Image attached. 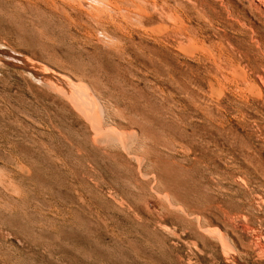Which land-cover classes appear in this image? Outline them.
Segmentation results:
<instances>
[{"label":"rangeland","instance_id":"1","mask_svg":"<svg viewBox=\"0 0 264 264\" xmlns=\"http://www.w3.org/2000/svg\"><path fill=\"white\" fill-rule=\"evenodd\" d=\"M27 1L0 0V264H232L229 253L243 264H264L257 249L260 242L264 245V136L260 137L264 134V20L259 22L255 12L252 17L245 14L238 0H167L169 9L159 6L154 26L140 29L134 19L135 24L127 28L111 26V32L104 34L105 30L74 10L65 8L69 16L64 9L63 15L58 13L60 0ZM169 10L178 11L182 23L174 20L183 30L169 25L168 33L156 35L155 27L167 25L162 19ZM73 16L77 23L72 22ZM211 18L221 25L227 21L225 27H230L225 34L213 32ZM143 29L151 31L143 35ZM107 33L115 43L107 39ZM237 33L243 35L239 40ZM197 43L199 49L210 52L199 50ZM186 48L196 49L189 54ZM230 61V68L226 67ZM236 70L249 76L247 84H255L257 94L249 93L250 86L238 79ZM70 92L79 94L85 110L69 97ZM236 149H244L243 154ZM238 220L248 232L254 230L250 236L234 231L230 223Z\"/></svg>","mask_w":264,"mask_h":264},{"label":"bare ground","instance_id":"2","mask_svg":"<svg viewBox=\"0 0 264 264\" xmlns=\"http://www.w3.org/2000/svg\"><path fill=\"white\" fill-rule=\"evenodd\" d=\"M29 1V0H28ZM27 1V2H28ZM32 1V0H31ZM30 1V2H31ZM37 1H39V0H37ZM167 1V0H166ZM169 2L171 1V0H168ZM168 1H167V4H165L164 2V0H60V1H57V4H58V6H60L59 8H58V10L60 9V8H62L61 10H59L58 11V13L60 12H63V9L66 11V9L67 8H69L70 10H74V12L75 13H77L78 15L77 16H81L82 17V19H83V16L85 17V18H87L89 21H92L91 23H94V24H96V26H99V27H101L103 30H105V33L104 34H106V31L108 30V28L110 27L111 28V26H113V27H115V28H118V29H125V28H127L128 27V25H131V24H135V22L133 21L134 19H136V21H138V22H136V23H139L138 25H137V27L138 28H144L145 29V27H147V26H150V25H152L153 24V26H154V23H155V19H156V17H155V13L157 12V9L159 8V6L162 4L163 6H164V8L167 10V8L169 9V7L167 6L168 5ZM178 1H181V0H178ZM188 1V0H187ZM201 1V0H200ZM216 1H218V0H216ZM225 1V0H224ZM231 1V0H230ZM239 2V4L242 6V8H243V12H247V13H245V14H248L249 16H251L252 15V13L253 12H255L256 14L255 15H257L256 17H258V20L260 19V18H262L263 20H264V0H238ZM33 2V1H32ZM40 2H42V0H40ZM39 2V3H40ZM55 2V1H54ZM172 2V1H171ZM176 2H177V0H176ZM226 2V1H225ZM234 2V1H233ZM233 2H231V3H233ZM34 3H36V2H34ZM49 3H51V2H49ZM53 3V2H52ZM56 3V2H55ZM173 3V2H172ZM189 3H191V2H189ZM204 3V2H203ZM219 3H220V1H219ZM218 3V4H219ZM227 3H229V2H227ZM20 4H22V3H20ZM24 4V3H23ZM175 4V3H174ZM174 4H173V7H174ZM192 4V3H191ZM230 4V3H229ZM33 4H31V6H32ZM46 5V4H45ZM171 5V4H170ZM169 5V6H170ZM176 6H177V4H175ZM179 5L180 4H178V7H179ZM183 5H184V3H183ZM186 5H188V4H186ZM185 5V6H186ZM239 5V6H240ZM31 6H30V8H31ZM48 6H50L49 4H48ZM57 6V5H56ZM167 8H166V7ZM172 6V5H171ZM182 6V5H181ZM196 6V5H195ZM207 6H208V3H207ZM210 6V5H209ZM214 6V5H213ZM213 6H212V8H213ZM229 6V5H228ZM228 6H226V7H228ZM232 5L230 4V6L229 7H231ZM238 6V5H237ZM32 7H35V6H32ZM40 7V6H39ZM42 7V6H41ZM46 7V6H45ZM162 7V6H161ZM161 7H160V11L163 13L164 11H163V9L164 8H162L161 9ZM189 7V6H188ZM187 7V8H188ZM204 7H206V6H204ZM43 8V7H42ZM51 8H53V7H51ZM66 8V9H65ZM171 8V7H170ZM176 7H174V9H175ZM180 8V7H179ZM183 8V7H182ZM186 8V7H185ZM212 8H209V9H211L212 10ZM216 8V7H215ZM221 8V7H220ZM234 8V7H233ZM32 9V8H31ZM68 9V10H69ZM173 9V8H172ZM177 9V8H176ZM175 9V10H176ZM194 9V5H193V8H192V10ZM207 9V8H206ZM224 9V8H223ZM34 10V9H33ZM32 10V11H33ZM36 10V9H35ZM47 10H48V8H47ZM57 10V9H56ZM178 11H180V9H177ZM203 10H205V9H202V11ZM216 10V9H215ZM225 10V9H224ZM228 10V9H227ZM234 10H236L237 11V9H234ZM233 10V11H234ZM240 10V9H239ZM238 10V11H239ZM41 11V10H40ZM45 11V10H44ZM64 11V13H66V15H68L69 16V11H68V13H67V11L65 12ZM177 11V12H178ZM182 11H183V9H182ZM188 11V10H187ZM195 11V10H194ZM231 11V10H230ZM235 11V12H236ZM37 12V11H36ZM48 12V11H47ZM167 12V11H166ZM169 12V13H168ZM167 12V14L166 13H164L165 15H161V18L163 17V24L165 23V24H167V25H163L162 26V24H161V26H157V27H155L154 28V32L156 31V35L158 34V35H160V33H168V31H169V29H171V28H169V25H171L173 28L174 27H176L177 26V21L176 20H178L179 18H180V16H178V14H176L177 12L175 11V12H173V10L171 11V10H169ZM205 12V11H204ZM210 12V11H209ZM209 12H208V14H209ZM225 12V11H224ZM229 12V11H228ZM242 12V13H243ZM49 14H50V12H48ZM47 13V14H48ZM52 13H56V12H52ZM71 13H73V12H71ZM182 13V12H181ZM184 13V12H183ZM195 13H197V11L195 12ZM210 13H212V11L210 12ZM215 13V11L213 10V14ZM237 13V12H236ZM241 13V12H240ZM57 14V13H56ZM62 14V13H61ZM157 14V13H156ZM202 14V13H201ZM201 14H200V16H201ZM208 14H206V15H208ZM224 14V13H223ZM254 14V13H253ZM51 15V14H50ZM55 15V14H54ZM60 15V14H59ZM63 15V14H62ZM73 15H74V13H73ZM181 15V14H180ZM189 15V14H188ZM195 15V14H194ZM204 15V14H203ZM202 15V16H203ZM224 15H227L226 13L224 14ZM231 15H232V12H231ZM53 16V15H52ZM158 16H160V14L158 15ZM184 16V15H183ZM186 14H185V18H186ZM199 16V15H198ZM209 16V15H208ZM214 15H212V17H213ZM215 16H217V14H215ZM219 16V15H218ZM223 15H221V17H222ZM248 16V17H249ZM54 17H56V16H54ZM58 17V16H57ZM61 17V16H60ZM80 17V18H81ZM188 17V16H187ZM203 17H205V16H203ZM207 17V16H206ZM206 17H205V19H206ZM224 17V16H223ZM230 17V16H229ZM244 17V16H243ZM242 17V18H243ZM252 17V16H251ZM69 18V17H68ZM84 18V19H85ZM157 18H159V17H157ZM183 18V17H182ZM185 18H183L182 20L184 21V19ZM189 18V17H188ZM192 18V17H191ZM194 18V17H193ZM193 18H192V20H193ZM210 18V17H209ZM216 18V17H215ZM215 18H211L212 19V21H211V23H210V28L213 30V32H219V31H221V33L223 32L224 34H225V32H226V29L228 28V27H230V25L228 24V27H227V25H226V27H225V22H227V21H225V22H223L222 20H225V19H223V18H220V16H219V19H222V20H220V21H222V23H224L223 25H221L218 21H215L214 19ZM218 18V17H217ZM225 18H227V17H225ZM239 18H240V16H239ZM238 18V19H239ZM241 18V19H242ZM62 19V18H61ZM60 19V20H61ZM64 19V18H63ZM71 19V18H70ZM73 20H72V22L75 20L74 19V16H73V18H72ZM77 19L78 18H76V20H75V23H77L76 21H77ZM174 19H176V20H174ZM181 19V18H180ZM231 19V18H230ZM233 20H234V17L232 18ZM240 19V20H241ZM56 20V19H55ZM66 20V19H65ZM64 20V21H65ZM81 20V19H80ZM157 20V19H156ZM190 20V19H189ZM195 20V19H194ZM199 20V19H198ZM201 20V19H200ZM208 20L209 19H207L206 21L208 22ZM217 20V19H216ZM228 20V19H227ZM250 20V19H249ZM59 21V20H58ZM62 21V20H61ZM60 21V22H61ZM64 21H62L63 23H66V22H64ZM158 21H160V20H158ZM179 21V20H178ZM202 21V20H201ZM200 21V23H204V22H201ZM231 21V20H230ZM239 21V20H238ZM242 21H246L247 22V20L245 19L244 20V18H243V20ZM250 21H252V20H250ZM180 22V21H179ZM184 22H186V21H184ZM183 22V23H184ZM195 22V21H194ZM228 22H229V20H228ZM233 22H235V21H233ZM249 22V21H248ZM259 22H260V20H259ZM75 23H74V26H76L75 25ZM79 23V22H78ZM87 23H89L88 21H87ZM86 23V24H87ZM90 23V25H92ZM160 23H162L161 21H160ZM180 23H182V22H180ZM209 23H207V24H209ZM82 24V23H81ZM80 24V25H81ZM93 24V25H94ZM186 24V23H185ZM189 24V23H188ZM191 24V23H190ZM194 24V23H193ZM230 24H231V22H230ZM241 24V23H240ZM248 24V23H247ZM251 24H252V22H251ZM255 24H257V23H255ZM254 24V25H255ZM68 25V24H67ZM67 25H65V26H67ZM69 25H71L72 26V23L70 22V24ZM79 25V26H80ZM89 25V26H90ZM197 25V26H196ZM195 26H196V28L198 29V23L196 24ZM206 25V24H205ZM242 25V24H241ZM244 25V24H243ZM243 25H242V27H243ZM258 25V24H257ZM78 26V27H79ZM82 26V25H81ZM80 26V27H81ZM186 26V25H185ZM189 27H190V25H188ZM188 26H186V28L188 27ZM194 26V27H195ZM203 26V25H202ZM233 26H234V24H233ZM233 26H231V27H233ZM235 26H237V25H235ZM234 26V29L236 28ZM247 26V25H246ZM248 26H249V24H248ZM261 26L264 28V24H261ZM70 27V26H69ZM77 27V26H76ZM85 27H86V25H85ZM136 26H134V28H135ZM136 27V28H137ZM180 26H178V27H176V29H178ZM193 27V26H192ZM240 27V26H239ZM254 27H257L256 25L254 26ZM65 28V27H64ZM84 28V27H83ZM82 28V29H83ZM92 28V27H91ZM101 28H99V29H101ZM181 28V27H180ZM201 28H203V27H200L199 28V30L201 29ZM207 28V27H206ZM250 28V27H249ZM252 28V27H251ZM259 28V27H258ZM257 28V29H258ZM263 28H261V30H263ZM93 30H94V33H95V29L94 28H92ZM129 30H130V28H128ZM139 29V30H140ZM143 29V35L145 34L144 33V31H146V30H149V31H151V29H146V30H144ZM153 29V28H152ZM188 29V28H187ZM194 29V28H193ZM192 28L190 29V30H193ZM197 29H195V30H197ZM209 29V28H208ZM233 29V28H232ZM233 29V30H234ZM243 29H244V27H243ZM247 29V28H246ZM245 29V30H246ZM254 29H256V28H254ZM257 29H256V31H257ZM260 29V28H259ZM79 30H80V28H79ZM87 31H88V29H86ZM117 30V29H116ZM133 30V29H132ZM138 30V29H137ZM137 30H135L137 33H138V31ZM173 30V29H172ZM172 30H170V31H172ZM181 30H183V27L181 28ZM180 30V31H181ZM184 30H186L185 28H184ZM189 30V31H190ZM203 30V29H202ZM229 31H230V29H228ZM228 30H227V32H228ZM233 30H231L232 32H233ZM239 29H237V31H238ZM261 30H259V31H261ZM76 31V30H75ZM108 31H110L111 32V30H108ZM114 31V30H113ZM120 31V30H119ZM119 31H117V33H119ZM134 31V32H135ZM152 31V33H154ZM179 31V30H178ZM188 31V30H187ZM186 31V32H187ZM205 31V30H204ZM203 31V32H204ZM235 31H236V29H235ZM234 31V32H235ZM240 31V30H239ZM248 31H250L249 29H248ZM251 31H252V29H251ZM264 31V30H263ZM262 31V32H263ZM80 32V31H79ZM89 32V31H88ZM110 32H108V33H110ZM121 32V31H120ZM126 32V31H125ZM128 32V31H127ZM148 32V31H147ZM158 32V33H157ZM177 32V31H176ZM176 32H174V30H173V33H176ZM183 32H185V31H183ZM183 32H180L181 34L183 33ZM185 32V33H186ZM191 32V31H190ZM202 32V31H201ZM206 32H208V30L206 31ZM233 32V33H234ZM81 33H83L82 31H81ZM84 33H85V31H84ZM99 33H101V32H99ZM107 33V36L109 35V37H107V39L109 40V38L110 37H112V35L111 34H108ZM113 33V32H112ZM122 33V32H121ZM124 33V32H123ZM129 33V32H128ZM131 33V32H130ZM132 33H133V31H132ZM179 33V34H180ZM240 33V32H239ZM242 33V32H241ZM89 34H90V32H89ZM96 34V33H95ZM94 34V35H95ZM103 34V35H104ZM127 34V33H126ZM123 35L122 34V36H128V35ZM139 34V33H138ZM141 34H142V32H141ZM180 34V35H181ZM209 34V33H208ZM217 34V33H216ZM238 34V33H237ZM242 34H244V33H242ZM255 34H257V33H255ZM85 35V34H84ZM88 35V34H87ZM92 35V34H91ZM90 35V36H91ZM111 35V36H110ZM120 35V34H119ZM147 35H149V34H147ZM169 35H172V34H169ZM178 35V34H177ZM183 35H185V34H183ZM183 35H181V36H183ZM200 35V34H199ZM215 35V34H214ZM231 35H233L234 36V34H231ZM245 35V34H244ZM248 35V34H247ZM259 35H261V34H259ZM264 35V34H263ZM102 36V35H101ZM114 36H116V34L114 35ZM121 36V37H122ZM137 36V35H136ZM141 35H139V37H140ZM163 37H164V35H162ZM162 36H160V37H162ZM168 36V35H167ZM188 36H189V34H188ZM216 36V35H215ZM215 36H213V38L215 37ZM232 36V37H233ZM236 36V35H235ZM238 36H239V34H238ZM237 36V39L239 40L240 39V37H242V36H239L238 37ZM246 36V35H245ZM251 36V35H250ZM257 36V35H256ZM255 36V37H256ZM96 37H97V35H96ZM117 37V36H116ZM130 37V36H129ZM144 37V36H143ZM156 37V36H155ZM179 37V36H178ZM178 37H177V39H178ZM194 37H195V35H194ZM208 37H210L209 38V40L211 41V36H207V38ZM217 37V36H216ZM247 37V36H246ZM254 37V36H253ZM254 37V38H255ZM258 37V36H257ZM90 38H92V37H90ZM101 38V37H100ZM118 38H120V37H118ZM124 38V37H123ZM127 38V37H126ZM125 38V39H126ZM132 38H136V37H132ZM170 39H171V36L169 37ZM179 38H182V37H179ZM183 38L184 39H186L185 38V36H183ZM182 38V39H183ZM188 38V37H187ZM191 38H193V37H191ZM235 38V37H234ZM111 39V38H110ZM117 39V38H116ZM168 39V38H167ZM175 39H176V36H175ZM174 39V40H175ZM182 39H181V41H182ZM194 39V38H193ZM198 39V38H197ZM219 39V38H218ZM220 39H222V38H220ZM236 39V38H235ZM246 39V38H245ZM248 39V38H247ZM246 39V40H247ZM97 40V39H96ZM99 40V39H98ZM103 40H105V39H103ZM112 40V39H111ZM119 40V39H118ZM117 40V43L119 42ZM122 40V39H121ZM124 40V39H123ZM127 40V39H126ZM126 40H124V41H126ZM132 39H130V42H133V40L131 41ZM156 40H158V39H156ZM179 40V39H178ZM177 40V41H178ZM208 40V41H209ZM230 40V39H229ZM99 41H101V40H99ZM114 40H112V42H113ZM142 41V40H141ZM161 41V40H160ZM159 41V42H160ZM217 41H219V40H217ZM242 41V38H241V40H240V42ZM256 41V40H255ZM92 42V41H91ZM103 42H106V40L105 41H103ZM102 42V44H104ZM111 42V43H112ZM116 41H114V43H115ZM129 42V41H128ZM142 42H144V41H142ZM148 42V41H147ZM157 42V41H156ZM163 42V41H162ZM162 42H161V44H162ZM175 42V41H174ZM183 42V41H182ZM200 42H202V40L200 41ZM213 42V41H212ZM211 42V43H212ZM222 43L223 42H225V41H223V39H222V41H221ZM262 42H263V40H262ZM107 43H109V41L107 42ZM111 43H109V45H111ZM121 43V41L119 42V44ZM134 43H136V42H134ZM141 43V42H140ZM186 43V42H185ZM216 43H218V42H216ZM221 43V44H222ZM228 43V42H227ZM236 43V42H235ZM257 43V42H256ZM264 43V42H263ZM263 43H262V45H263ZM98 44V43H97ZM100 44V43H99ZM106 44V43H105ZM139 44V43H138ZM151 44V43H150ZM160 44V43H159ZM161 44H160V46H161ZM167 44V43H166ZM180 44V43H179ZM193 45L194 44H196L195 43V40H194V43H192ZM220 44V46H222ZM225 43H223V45H224ZM234 44V43H233ZM238 44V43H237ZM241 44V43H240ZM239 44V45H240ZM242 44H244V43H242ZM242 44H241V47H242ZM247 44V43H246ZM255 44V43H254ZM108 45V46H109ZM116 45H118V44H116ZM116 45H114V47L116 46ZM134 45H136V44H134ZM155 45V44H154ZM182 45H184V44H182ZM185 45H187V44H185ZM207 45V44H206ZM260 45H261V42H260ZM130 46V45H129ZM133 46V45H132ZM132 46H131V48H132ZM139 46V45H138ZM151 46V45H150ZM216 46V45H215ZM214 46V48H216ZM219 46V45H218ZM226 45H224V47H225ZM237 46V45H236ZM244 46V45H243ZM256 46V45H255ZM114 47H112V48H114ZM116 47H119V45L118 46H116ZM123 47V46H122ZM155 47V46H154ZM153 47V48H154ZM182 47V46H181ZM180 47V48H181ZM193 47V46H192ZM195 47V46H194ZM199 47V45H198V43H197V48ZM223 47V48H224ZM229 47H231V46H229ZM239 47V46H238ZM260 47V46H259ZM262 47L263 46H261L260 48L262 49ZM124 48V47H123ZM134 48V47H133ZM153 48H150V50L151 49H153ZM156 48H157V46H156ZM180 48H179V51H180ZM183 48V47H182ZM184 48H185V46H184ZM183 48V49H184ZM219 48V47H218ZM227 48V47H226ZM232 48V47H231ZM233 48H234V46H233ZM232 48V49H233ZM240 48V47H239ZM245 48V47H244ZM247 48V47H246ZM126 49H127V47H126ZM141 49V48H140ZM145 49V48H144ZM187 49V48H186ZM193 49H196V48H193ZM193 49L192 48H188L187 49V51H184L185 53H189V52H192L193 51ZM199 49V48H198ZM204 48H201V49H199V50H203ZM209 49V48H208ZM207 48H206V50H208ZM219 49H221V48H219ZM232 49H230V51L232 50ZM259 49V48H258ZM119 50V49H118ZM117 50V51H118ZM177 50V49H176ZM185 50V49H184ZM206 50H203L204 52L206 51ZM223 50V49H222ZM235 50V49H234ZM243 50V49H242ZM256 50V49H255ZM254 50V51H255ZM260 50V49H259ZM125 52L127 51V50H124ZM140 51V50H139ZM146 51V50H145ZM157 51V50H156ZM183 51V50H182ZM181 51V52H182ZM197 51V50H196ZM196 51H194L196 54H197V52ZM203 51H201V53H203ZM209 52H210V49L208 50ZM226 52H227V50H225ZM230 51H229V53H230ZM246 51V50H245ZM247 51L249 52V50H248V48H247ZM261 51V50H260ZM259 51V52H260ZM128 52V51H127ZM126 52V53H127ZM134 52H135V50H134ZM137 52V51H136ZM183 52V53H184ZM193 52V53H194ZM200 52V51H199ZM212 52V51H211ZM213 52H215L214 50H213ZM218 52V51H217ZM216 52V53H217ZM224 54H225V52L224 51H222ZM235 52V51H234ZM234 52H232V55H233V53ZM139 53V52H138ZM142 53V52H141ZM140 53V54H141ZM143 53H144V51H143ZM151 53V52H150ZM156 53H159V52H156ZM194 53V54H195ZM236 53V52H235ZM129 54H130V52H129ZM145 54L146 55H148L149 53H147V51L145 52ZM152 54V53H151ZM154 54V53H153ZM182 54V53H181ZM190 54V53H189ZM199 54V53H198ZM218 54V53H217ZM258 54V53H257ZM259 54H261V52L259 53ZM264 54V53H263ZM123 55V54H122ZM134 56H135V54H133ZM133 55L131 56V57H133ZM165 55V54H164ZM202 55V54H201ZM204 55H206V54H204ZM207 55H208V53H207ZM213 55H215V54H213ZM220 55H221V53H220ZM254 55V54H253ZM262 55V54H261ZM260 55V56H261ZM188 56H190V55H188ZM194 56V55H193ZM193 56H192V58H193ZM200 56V55H199ZM209 56H212V53L209 55ZM209 56L207 57L208 59H209ZM215 56H217V55H215ZM222 56V55H221ZM230 56V55H229ZM236 56V55H235ZM249 56V55H248ZM250 56H252V55H250ZM259 55L257 56V57H260ZM206 57V56H205ZM218 57V60H219V55L217 56ZM234 56H232V58H233ZM263 58H264V56H262ZM212 58V57H211ZM226 58V57H225ZM230 58V57H229ZM238 57L236 56V59H237ZM240 58V57H239ZM254 58H256V57H254ZM262 58V59H263ZM151 59V58H150ZM157 59V58H156ZM155 59V60H156ZM162 59V58H161ZM191 59V58H190ZM195 59V58H194ZM196 59H197V57H196ZM200 58H198L197 60H199ZM202 59V58H201ZM214 60H215V58H213ZM228 59V58H227ZM257 60H258V58H256ZM260 59H261V57H260ZM152 60V59H151ZM163 60H165V59H163ZM222 60V59H221ZM229 60V59H228ZM239 60V59H238ZM243 60H245V59H243ZM252 60H253V58H252ZM153 61V60H152ZM157 61V60H156ZM177 61V60H176ZM201 61V60H200ZM223 61V60H222ZM220 62V64H221V67H222V63L223 62ZM235 61V60H234ZM248 62H249V60H247ZM259 61H262V60H259ZM264 61V60H263ZM162 62H165V61H162ZM204 62V61H203ZM212 62V61H211ZM226 62V61H225ZM228 62V61H227ZM233 62V61H232ZM236 62V61H235ZM245 62V61H244ZM254 62H255V60H254ZM178 63V62H177ZM201 63V62H200ZM207 63V62H206ZM213 63V62H212ZM215 63H218L216 60H215ZM230 63H231V61L229 62V64L227 63H225L226 65V67H228V65H229V68H230ZM238 63H239V61H238ZM164 64V63H163ZM202 64V63H201ZM209 64V63H208ZM249 64V63H248ZM254 64V63H253ZM260 64V63H259ZM262 64H264V63H262ZM170 65V64H169ZM182 65V64H181ZM210 65V64H209ZM213 65V64H212ZM219 65V64H218ZM231 65H235V63L234 64H231ZM237 65V64H236ZM235 65V66H236ZM251 65V64H250ZM254 65H256V62H255V64ZM261 65V64H260ZM240 66V65H239ZM257 66H258V64H257ZM198 67V66H197ZM210 67V66H209ZM212 67H214L215 68V66H212ZM211 67V68H212ZM216 67H217V65H216ZM224 67V66H223ZM242 67V66H241ZM240 67V68H241ZM247 67H248V65H247ZM255 67V66H254ZM206 68H208L207 66H206ZM225 68V67H224ZM237 68V67H236ZM249 68H250V66H249ZM253 68V67H252ZM256 68V67H255ZM258 68H260V66L258 67ZM263 68V67H262ZM209 69V68H208ZM213 69V68H212ZM217 69V68H216ZM218 69H220V68H218ZM223 68H221L220 70H222ZM243 69V68H242ZM241 69V70H242ZM257 69V68H256ZM256 69H254V70H256ZM261 69V68H260ZM215 70V69H214ZM214 70H212V72L214 71ZM219 70V72H223V71H225V69L223 70V71H220ZM227 70V69H226ZM229 70H231V69H229ZM237 70H240L239 69V67L237 68ZM236 70V73L238 74V71ZM244 70V69H243ZM264 70V69H263ZM193 71V70H192ZM206 71V70H205ZM233 71H235V69H233ZM245 71V70H244ZM244 71H241L240 72V74H238L239 76H241V77H236V78H238V79H240V78H242L243 79V82H246V84H247V82H248V77H247V75H245V74H243L242 72H244ZM204 72V71H203ZM202 72V73H203ZM211 72V73H212ZM216 72V71H215ZM215 72H213V73H215ZM219 72H217V74L219 73ZM259 72V71H258ZM257 72V73H258ZM206 73V72H205ZM212 73V74H213ZM226 73H227V71H226ZM230 73V72H229ZM245 73V72H244ZM260 73V72H259ZM262 73H264V72H262ZM262 73H260V74H262ZM209 74V73H208ZM220 74V73H219ZM218 74V75H219ZM232 74H233V72H232ZM197 75V74H196ZM203 75V74H202ZM222 75L225 77V75L226 74H224V73H222ZM248 75H249V72H248ZM263 75L264 74H262V78H263ZM195 76V75H194ZM200 76V75H199ZM211 76V75H210ZM216 76V75H215ZM232 76V75H231ZM201 77V76H200ZM202 77H204V76H202ZM217 77V76H216ZM223 77V78H224ZM234 77V76H233ZM205 78V77H204ZM219 78V77H218ZM236 78H234L235 80H236ZM251 78V77H250ZM260 78H261V75H260ZM193 79H194V77H193ZM211 79V78H210ZM213 79V78H212ZM216 79V78H215ZM221 80H222V78H220ZM228 79L230 80V77H229V75H228V78H227V81H228ZM231 79H232V77H231ZM242 79H240V80H242ZM205 80V79H204ZM233 80V79H232ZM239 80V81H240ZM245 80V81H244ZM250 80H252V79H250ZM258 80V79H257ZM262 80H264V79H262ZM216 81H217V79H216ZM256 81V80H255ZM193 82H194V80H193ZM192 82V83H193ZM195 82H196V84H197V82L198 81H196L195 80ZM222 82H224V81H222ZM221 82V83H222ZM232 82V81H231ZM230 82V83H231ZM234 82V81H233ZM236 82V81H235ZM234 82V83H235ZM259 82V81H258ZM262 82H264V81H262ZM211 83H212V81H211ZM226 83V82H225ZM251 83V82H250ZM187 84V83H186ZM194 84V83H193ZM192 84V85H193ZM214 84H215V82H214ZM219 84V83H218ZM223 84V83H222ZM239 84V83H238ZM237 84V85H238ZM243 84V83H242ZM246 84H244V85H246ZM248 84H249V82H248ZM248 84L246 85V86H248ZM257 84V83H256ZM190 85H191V83H190ZM198 85V84H197ZM196 85V86H197ZM205 85H206V83H205ZM231 85V84H230ZM263 85H264V83H263ZM187 86V85H186ZM199 86V85H198ZM197 86V87H198ZM223 86V85H222ZM235 86V85H234ZM250 86V85H249ZM248 86V87H249ZM189 87V86H188ZM204 87V86H203ZM206 87H207V85H206ZM214 87V86H213ZM212 87V88H213ZM233 86H231V89L233 90V88H232ZM244 87V86H243ZM259 87H260V85H259ZM198 88H200V87H198ZM198 88H196V90H197V93L196 94H198ZM224 88V87H223ZM247 88V87H246ZM261 88V87H260ZM67 89H69V88H67ZM187 89H189L190 90V88H186V90ZM194 89H195V87H194ZM207 89V88H206ZM209 89V88H208ZM239 89V88H238ZM245 89V88H244ZM248 89V88H247ZM201 90H202V88H201ZM223 90H225V88L223 89ZM239 90H241V88L239 89ZM246 90V89H245ZM244 90V91H245ZM249 93L251 92L252 94L254 93V94H257L256 93V91L258 90V88H257V86L255 85V84H253L252 86H250L249 87ZM65 91V90H64ZM67 91V90H66ZM191 91V90H190ZM194 91V90H193ZM203 91V90H202ZM248 91V90H247ZM194 92H196V91H194ZM193 92V93H194ZM200 92V91H199ZM216 92V91H215ZM220 92V91H219ZM229 92V91H228ZM259 92V91H258ZM205 93V92H204ZM203 93V94H204ZM225 93V92H224ZM233 93V92H232ZM239 93V92H238ZM246 93V92H245ZM248 93V92H247ZM66 94V93H65ZM77 94V93H76ZM75 94V96H74V94L73 93H69V97L71 98V99H73V100H75V101H77L78 102V106H79V108L81 109V110H85L86 109V107H87V105L85 106V104H83V103H81L80 102V100H79V94H78V97H77V95ZM200 94H201V92H200ZM220 94V93H219ZM240 94V93H239ZM243 94V93H242ZM68 95V94H67ZM81 95H83V94H81ZM194 95H195V93H194ZM205 95V94H204ZM207 95V94H206ZM215 94H213V96H214ZM236 96H237V94H235ZM263 95V94H262ZM196 96V95H195ZM201 96V95H200ZM203 96V95H202ZM212 96V95H211ZM249 96V95H248ZM198 97H199V95H198ZM215 97V96H214ZM213 97V98H214ZM220 97V96H219ZM223 97V96H222ZM238 97V96H237ZM242 97V96H241ZM245 97V96H244ZM252 97V96H251ZM260 97V96H259ZM85 98V97H84ZM202 98V97H201ZM204 98V97H203ZM210 98H212V97H210ZM229 99L231 98V97H228ZM233 98H235V96L233 97ZM83 98H81V100H82ZM87 99V98H86ZM86 99H84L83 101H85ZM222 99V98H221ZM224 99V98H223ZM232 99V98H231ZM230 99V100H231ZM236 99V98H235ZM245 99H246V97H245ZM220 100V99H219ZM224 100H226V99H224ZM223 100V101H224ZM237 100V99H236ZM221 102L222 104L223 103H225V102ZM227 101V100H226ZM232 101V100H231ZM256 101H257V99H256ZM259 101V100H258ZM261 101H262V99H261ZM213 102V101H212ZM218 102V101H217ZM228 102V101H227ZM238 102V101H237ZM236 102V103H237ZM244 101H242V103H243ZM251 102V101H250ZM75 103V102H74ZM232 103V102H231ZM235 103V104H236ZM252 103V102H251ZM259 103V102H258ZM202 104V103H201ZM218 104H220V103H218ZM217 104V105H218ZM230 104V103H229ZM244 104V103H243ZM216 105V106H217ZM227 105V104H226ZM232 105V104H231ZM245 105V104H244ZM255 105V104H254ZM258 105V104H257ZM261 105V104H260ZM259 105V106H260ZM263 105V104H262ZM200 106V105H199ZM234 106V105H233ZM247 106H250V104L248 105V103H247ZM251 106H253V104L251 105ZM259 106H256V107H259ZM211 107V106H210ZM219 107V106H218ZM227 107V106H226ZM245 108H246V106H245ZM230 109V108H229ZM252 109H254V107L252 108ZM263 109H264V107H263ZM202 110V109H201ZM219 110V109H218ZM218 110H215V111H218ZM242 110H244V109H241V111ZM214 111V112H215ZM221 111V110H220ZM219 111V112H220ZM227 111V110H226ZM246 111V110H245ZM249 111V110H248ZM251 111H253V110H251ZM236 112V111H235ZM247 112V111H246ZM243 113V112H242ZM253 113V112H252ZM256 114L258 113L259 114V111L257 112H255ZM254 113V114H255ZM220 114V113H219ZM218 114V115H219ZM223 114V113H222ZM221 114V115H222ZM212 115V114H211ZM214 115H215V113H214ZM213 115V116H214ZM253 115V114H252ZM261 115V114H260ZM260 115H257V116H260ZM264 114H262V117H264L263 116ZM220 116V115H219ZM223 116V115H222ZM242 116H243V114H242ZM247 116H248V114H247ZM250 117H252L251 115H249ZM256 115H254L253 117L254 118H256L257 119V117H255ZM217 117V116H216ZM244 117V116H243ZM220 118H222V117H220ZM247 118V117H246ZM246 118H245V120H246ZM243 120H244V118H242ZM251 119V118H250ZM253 119V118H252ZM259 119V118H258ZM264 119V118H263ZM260 120H262L261 118H260ZM249 121H251V120H249ZM259 121V120H258ZM264 121V120H263ZM98 122H99V120H98ZM243 122V121H242ZM254 122V121H253ZM256 122H257V120H256ZM214 123V122H213ZM251 123H252V121H251ZM215 124H217V123H215ZM214 124V125H215ZM259 124H260V122H259ZM258 124V125H259ZM264 124V123H263ZM223 125V124H222ZM242 125H244V124H242ZM255 125H257V123H255ZM249 126V125H248ZM248 126H246V128L248 127ZM261 126V125H260ZM215 127H217V125L215 126ZM220 128H221V125L219 126ZM224 126H222V128H223ZM258 127V126H257ZM213 128V127H212ZM211 128V129H212ZM249 128V127H248ZM263 128V127H262ZM214 129V128H213ZM218 129V128H217ZM229 129V128H228ZM250 129V128H249ZM258 129V128H257ZM220 130V129H219ZM219 130H218V132H219ZM223 130H225V129H223ZM260 130H261V128H260ZM210 131H212V130H210ZM217 131V130H216ZM246 131H247V129H246ZM251 131V130H250ZM249 131V132H250ZM253 131V130H252ZM251 131V133H253ZM255 132H256V130H254ZM204 132V131H203ZM225 131H223V133H224ZM264 132V131H263ZM227 133V132H226ZM261 133V132H260ZM258 134H259V131H258ZM247 137L249 136L248 134H245ZM251 135V134H250ZM220 136V135H219ZM226 136V135H225ZM254 136H255V134H254ZM263 136H264V134H262V136H261V134H260V137L263 139ZM232 137V136H231ZM235 137V136H234ZM244 137V136H243ZM258 137V136H257ZM259 137V138H260ZM225 138V137H224ZM239 138H240V136H239ZM249 138H250V136H249ZM258 138V139H259ZM260 138V139H261ZM236 139V138H235ZM248 139V138H247ZM257 139V140H258ZM261 139V140H262ZM264 140V139H263ZM244 141V140H243ZM249 141V140H248ZM245 142V141H244ZM257 142V141H256ZM251 143H253L252 141H251ZM208 144V143H207ZM210 144V143H209ZM212 144V143H211ZM241 144H242V142H241ZM248 145L247 143H244L243 144V146L244 145ZM205 145V144H204ZM245 145V147H247ZM256 145H258L257 143H256ZM213 146V145H212ZM251 146V145H250ZM237 147V146H236ZM239 147H242V146H239ZM252 147V146H251ZM259 148H261V146L259 145L258 146ZM200 148V147H199ZM198 148V149H199ZM202 148V147H201ZM209 147H207V149H208ZM214 148V147H213ZM220 148V147H219ZM224 148H225V146H224ZM230 148V147H229ZM248 148V147H247ZM247 148H245V149H247ZM263 148V147H262ZM249 149V148H248ZM264 149V148H263ZM210 150V149H209ZM208 150V151H209ZM220 150V149H219ZM221 150H223V149H221ZM234 150V149H233ZM237 150V149H236ZM244 149H242V151H243ZM255 150V149H254ZM207 151V152H208ZM212 151V150H211ZM242 151H241V149H240V151L239 150H237V152H238V154H239V152H241L242 153ZM246 151H248V150H246ZM263 151V150H262ZM182 152V151H181ZM186 152V151H185ZM204 152H205V150H204ZM210 152V151H209ZM208 152V153H209ZM216 152H217V149H216ZM233 152V151H232ZM244 152V151H243ZM256 152V151H255ZM191 153V152H190ZM212 153V152H211ZM226 153V152H225ZM252 153H254V152H252ZM258 153V152H257ZM256 153V154H257ZM207 154V153H206ZM224 154V153H223ZM237 154V153H236ZM243 154V153H242ZM250 154H251V152H250ZM249 154V155H250ZM255 154V155H256ZM261 154V153H260ZM185 155H187V154H185ZM208 155V154H207ZM211 155H214V154H211ZM218 155V154H217ZM247 157L249 156L247 153L245 154ZM255 155H253V157L255 156ZM259 155V154H258ZM202 156V155H201ZM223 156V155H222ZM257 156V155H256ZM255 156V157H256ZM196 157V156H195ZM235 157V156H234ZM253 157H251L250 159H252ZM255 157H254V160H255ZM241 159V158H240ZM244 159H246V157L244 158ZM248 159H249V157H248ZM212 160H214V159H212ZM242 160V159H241ZM208 161V160H207ZM252 161V160H251ZM243 162V161H242ZM241 162V163H242ZM246 162H248L247 160H246ZM250 162V161H249ZM249 162H248V164H249ZM211 163V162H210ZM209 163V164H210ZM237 163V162H236ZM251 163V162H250ZM214 164V163H213ZM251 164H253V163H251ZM205 165V164H204ZM250 165V164H249ZM243 166V165H242ZM245 167V166H244ZM247 168H249V167H247ZM245 169V168H244ZM251 169V168H250ZM249 170V169H248ZM239 173H241V172H239ZM244 173V172H243ZM248 173V172H247ZM239 175V174H238ZM240 176V175H239ZM252 176V175H251ZM251 176H249V179H251L252 180V178H250ZM248 177V176H247ZM238 178V177H237ZM246 178V177H245ZM245 178H242L243 180H245ZM242 179L240 180V181H242ZM238 182V181H237ZM249 183L250 182V180H249V182L247 181V180H245V182L244 183ZM248 187V186H247ZM224 196V195H223ZM227 197V196H226ZM238 197V196H237ZM229 198H231V197H229ZM239 198V197H238ZM238 198L236 199V198H234V199H236L237 201H238ZM242 199V198H241ZM240 199V200H241ZM260 199V198H259ZM242 201V200H241ZM241 201H239V202H241ZM244 201V200H243ZM229 202H231V200L229 201ZM262 202V201H261ZM219 203V202H218ZM218 203H217V205H218ZM223 203H224V201H223ZM233 203V202H232ZM246 202H244V204H245ZM229 204V203H228ZM227 204V205H228ZM242 204H243V202H242ZM248 204V203H247ZM219 205H221V203L219 204ZM218 205V206H219ZM216 206V205H215ZM217 206V207H218ZM222 206V205H221ZM243 206H245V205H242V207ZM247 206H250V205H247ZM220 207V206H219ZM218 207V208H219ZM226 207V206H225ZM228 207V206H227ZM241 207V208H242ZM251 207V206H250ZM237 209L236 207H233V209ZM254 208V207H253ZM221 209H223V208H219V210H221ZM227 209H229V207L227 208ZM247 209V208H246ZM230 210H232V209H230ZM204 211V210H203ZM206 211V210H205ZM248 211V210H247ZM225 211H223V213H224ZM231 212V211H230ZM242 213H243V211H241ZM217 213V212H216ZM219 213V212H218ZM248 213V212H247ZM225 214V213H224ZM224 214H220V215H224ZM227 214V213H226ZM241 214V213H240ZM244 214H246V213H244ZM250 214V213H249ZM238 215V214H237ZM231 216V215H230ZM230 216H228V217H230ZM245 215H243V220L245 219V217H244ZM246 216H247V214H246ZM210 217V216H209ZM234 217H235V215H234ZM204 218V217H203ZM221 218V217H220ZM227 218V217H226ZM239 218V217H238ZM214 219H216L217 220V218H214ZM219 219V218H218ZM222 219V218H221ZM220 219V220H221ZM232 219V218H231ZM226 220H228V219H226ZM237 220V219H236ZM241 220V219H240ZM204 221V220H203ZM210 221V220H209ZM212 221V220H211ZM218 221V220H217ZM224 221V220H223ZM239 221V220H238ZM246 221V220H245ZM220 222V221H219ZM232 222V221H231ZM213 223V222H212ZM230 224H232V227H233V229H234V231L236 230L237 232H239V233H241V231H242V233L244 232L246 235H249L250 236V234L251 233H249L250 231H252L251 229H250V231L248 232V230L246 229V227H245V225H241V221H239V222H232V223H230ZM223 226H224V224H222ZM202 226V225H201ZM249 226V225H248ZM211 228V227H210ZM248 229L250 228V227H247ZM218 229H219V227H218ZM223 229V228H222ZM207 230V229H206ZM206 230H205V232H206ZM221 230V229H220ZM229 230V229H228ZM228 230H226V231H228ZM222 231H224V230H222ZM234 231H233V233H234ZM254 231V230H253ZM213 231H209L208 233H212ZM220 232V231H219ZM207 233V232H206ZM228 234V233H227ZM236 234V233H235ZM258 234V233H257ZM256 234V235H257ZM209 235V234H208ZM234 235V234H233ZM254 235V234H253ZM220 236H223V235H220ZM219 236V237H220ZM235 236V235H234ZM248 236V237H249ZM261 236V235H260ZM216 237V236H215ZM229 237V236H228ZM257 237V236H256ZM230 238H232V237H230ZM259 238V237H258ZM257 238V239H258ZM218 239V238H217ZM220 240L219 241H221V238H219ZM243 239V238H242ZM250 239H253V237H252V235H251V237H250ZM261 239V238H260ZM259 239V240H260ZM238 240V239H237ZM248 240V239H247ZM259 240H257V241H259ZM264 240V239H263ZM230 241V240H229ZM244 241V240H243ZM256 241V240H255ZM215 242V241H214ZM222 242V241H221ZM220 242V243H221ZM213 243V242H212ZM229 243V242H228ZM232 243V242H231ZM251 243V241L249 242V244ZM259 243V242H258ZM258 243H257V245L256 246H258ZM216 244H217V242H216ZM223 244V243H222ZM248 244V243H247ZM253 244H255V243H253L252 242V245H250V246H254ZM260 245L257 247V249H259L258 251V253H260V252H262V255L264 256V245L263 244H261V242L259 243ZM215 245V244H214ZM219 245H221V244H219ZM233 245V244H232ZM236 245V244H235ZM227 246V245H226ZM228 246H230V248H231V245L229 244ZM237 246H238V244H237ZM245 246H249V245H246L245 244ZM249 246V247H250ZM255 246V247H256ZM211 247V246H210ZM234 247V246H233ZM225 247H223V249H224ZM229 248V247H228ZM239 248V247H238ZM237 248V249H238ZM242 248V247H241ZM240 248V249H241ZM251 248V247H250ZM199 249V248H198ZM222 249V250H223ZM243 249V248H242ZM248 249V248H247ZM257 249H254L255 251L257 250ZM219 250H221V249H219ZM225 250V249H224ZM229 250V252H230V249H228ZM243 250H245V249H243ZM249 250H251V249H249ZM249 250H248V253H249ZM253 250V252L255 253V251ZM247 251V250H246ZM235 252V251H234ZM236 252H238V250L236 251ZM241 252V251H240ZM223 253V252H222ZM245 253V252H244ZM252 252H250V254H251ZM253 253V254H254ZM225 254V253H224ZM227 254H228V252H227ZM238 254H240L239 252H238ZM242 254V253H241ZM247 254V253H246ZM249 254V255H250ZM253 254H252V256H253ZM261 254V253H260ZM223 255V254H222ZM243 255H245V254H243ZM248 255V254H247ZM262 255H260V258L261 259H263V256ZM228 258H229V260H230V263H232V264H243L242 262H241V260L238 258V256H236V254L234 253H229L228 255ZM246 256V255H245ZM251 256V255H250ZM258 256H259V254H258ZM239 257H240V255H239ZM254 258H255V256H253ZM223 258V257H222ZM226 257H224V259H225ZM241 258H243V256H241ZM246 258V257H245ZM252 258V257H251ZM247 259H249V261H250V258H247ZM259 259V258H258ZM221 260V259H220ZM228 260V259H227ZM229 260L227 261V263L229 262ZM244 263H245V261L244 260H242ZM225 262V261H224ZM257 262V261H256ZM259 262H261L260 260H259ZM258 263V262H257ZM256 263V264H257Z\"/></svg>","mask_w":264,"mask_h":264}]
</instances>
